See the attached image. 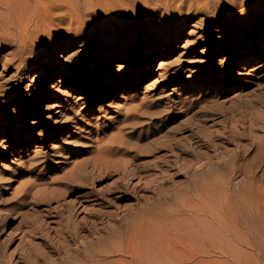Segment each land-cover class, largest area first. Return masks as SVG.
I'll return each mask as SVG.
<instances>
[{
	"label": "rangeland",
	"instance_id": "1",
	"mask_svg": "<svg viewBox=\"0 0 264 264\" xmlns=\"http://www.w3.org/2000/svg\"><path fill=\"white\" fill-rule=\"evenodd\" d=\"M46 1L49 3L45 5ZM60 1L54 0V4L51 0H16V4L15 0H0V5H6L0 6V242L6 243L9 240L7 244L2 243L5 251H12L14 261L21 260L20 250L25 245L27 249L33 250H29L32 260H39L43 255L47 257L48 261L39 260L38 264H264V56L258 57L263 48L257 46L260 43L264 45V0ZM169 6L183 8V11L191 9L194 14L185 24L181 35V29L177 30L172 44L174 51L167 58L158 55L140 69L129 66L125 71L129 78L126 83L122 78L116 79L124 74H116L119 56L129 49L139 52L148 37L150 28L138 35V24L147 16L145 19L158 20L160 27L162 16H167L166 7ZM198 21L206 25L197 28L195 24ZM212 28H217V31H212ZM192 29L199 30L198 34H201V38L194 43L195 31ZM239 35H243L242 46L231 55L230 60L223 61L227 51H230L232 41ZM156 37L160 39L161 35ZM159 46L158 41L154 42L153 50ZM241 54L248 56L244 69L237 67ZM179 58L182 62L177 61ZM121 61L124 62V59ZM106 62L107 65H104ZM187 67L190 69L187 70ZM54 69H60L61 73L45 87L44 101L38 116L30 118L28 113L34 104L31 99L32 90ZM134 69H139L140 73L138 70L132 71ZM162 71L166 73L160 75ZM138 74H144L145 79L150 76L139 87L127 88L138 79ZM120 83L126 85L117 87ZM78 85L84 89L78 90ZM104 92H110L111 96L100 102ZM119 92L125 93L118 98L116 94ZM59 109L63 111L62 115H55ZM51 118L60 120L48 125ZM34 124H38V136L33 133ZM55 125L59 126L57 129L60 134L51 138ZM159 134H162L161 137H157ZM40 137L42 141H38ZM26 138L35 141L18 146ZM158 138L162 139L159 141ZM149 139L153 140L150 148ZM77 142L83 145H75ZM165 143H174L179 149L190 148L193 154L181 156L177 163H167V171L157 174L141 172L137 164L150 163L156 156H167ZM6 148L11 155L2 157ZM202 149L209 152L203 153ZM144 150L150 154L147 155ZM134 152L140 154V157L133 161L134 164L129 163L135 156L132 155ZM199 153H202L201 156ZM124 161H128V166L124 165ZM95 163L98 165L95 166ZM120 167L135 176L123 175L121 178V172L107 177L97 175L98 171L107 173ZM115 181L126 188L128 196L118 206L110 208L113 209V215L112 212L101 215L98 209L100 206L95 200L102 197L103 193L106 194L107 190L110 191V185ZM196 183H203V194L189 208L184 207L186 212L182 209L168 216L171 224L160 227V248H153L148 239L140 248L143 252L139 247L137 251L133 249L134 246L130 247V240L133 238L138 241V235L142 234L138 228L148 224L146 220L140 223L141 215L146 217L151 209L167 203L170 198L172 200L179 192L192 188ZM220 189L224 196L221 195L224 198L222 200ZM211 207L213 210L210 212ZM206 209L209 215L204 214ZM193 211L199 215L194 216V219L198 220L201 215L211 222L210 231L211 228L215 234L223 231L226 236L223 237V232L217 233L216 236L222 239L215 236L220 240L217 241L211 238L215 234L209 231L211 236L207 238V234L204 239L206 232L204 235L200 233L199 228H196V220L190 218L191 214H195ZM234 214H237V219ZM215 226L220 228L215 230ZM69 227L80 232H76V235L70 231L66 233ZM190 231H194V234ZM232 236L236 239L233 240ZM113 237L115 239L109 242L108 238ZM244 238L254 244L253 250L245 246L247 242ZM171 239L177 241V244L174 242L171 245ZM125 241L129 247L125 246ZM218 244L220 246H216ZM132 250L135 252L133 256L130 254ZM103 257H107V260Z\"/></svg>",
	"mask_w": 264,
	"mask_h": 264
},
{
	"label": "bare ground",
	"instance_id": "2",
	"mask_svg": "<svg viewBox=\"0 0 264 264\" xmlns=\"http://www.w3.org/2000/svg\"><path fill=\"white\" fill-rule=\"evenodd\" d=\"M40 2L42 1V0H39ZM51 1H53V3L55 4V2H54V0H51ZM57 1H60V0H57ZM64 1V0H63ZM62 1V2H63ZM134 1V0H133ZM137 1V0H136ZM169 1V0H168ZM183 1V0H182ZM186 1V0H185ZM191 1V0H190ZM203 1V0H202ZM9 1H7V3H8ZM61 2V1H60ZM139 2H141V1H139ZM147 2V1H146ZM157 2H159V1H157ZM156 2V3H157ZM163 2V1H162ZM174 2V1H173ZM181 2V1H180ZM204 2V1H203ZM15 3L17 4V2H16V0H15ZM44 3V2H43ZM46 3L48 4L49 2H45V5H46ZM52 3V4H53ZM67 3V2H66ZM69 3V2H68ZM167 3V2H166ZM187 3H189V2H187ZM18 4H20V3H18ZM24 4V3H23ZM51 4V5H52ZM150 4V3H149ZM175 4V3H174ZM181 4V3H180ZM186 4V3H185ZM193 4V3H192ZM204 4V3H203ZM3 5V4H2ZM2 5H0V6H2ZM62 5H63V3H62ZM64 5H65V3H64ZM68 5V4H67ZM132 5H134V4H132ZM166 5V4H165ZM164 5V6H165ZM243 5V4H242ZM4 7L6 6V5H3ZM36 6H37V4H36ZM35 6V7H36ZM158 6V5H157ZM170 6H172V5H170ZM166 7L167 9H166V11L168 12V14H167V16L166 15H164V16H162V19H161V24H160V27H159V22H158V20H150V19H145V18H147V16L138 24V30H139V34L138 35H142V34H144L145 33V31L147 30V28H150V32H149V34H148V37L145 39V42L142 44V48H141V50L139 51V52H137V50L136 49H129V50H127L126 51V53L125 54H122V55H120L119 57H120V61L118 62V64L116 65V64H114V65H116L117 66V68H118V72L116 73V74H119V73H124L123 75H121V76H118V77H115L116 79H119V78H122L124 81H125V83L129 80V78L126 76V73H125V71L129 68V66H133V67H135V68H139L140 69V67H143V66H145V65H147L150 61H152V59L153 58H155V57H157L158 55H162L164 58H167V57H169V54L171 53V52H173L174 50H172L173 49V47H172V44H173V40H174V37L177 35V30L178 29H181V31H180V33H179V35H181L182 33H183V30H184V26H185V24L191 19V18H193L194 17V14L192 13V11H191V9H188V10H185V11H183V8H180V7H175V6H173L172 8L171 7ZM234 6H235V4H234ZM3 7V8H4ZM17 7V6H16ZM21 7V6H20ZM23 7V6H22ZM24 7H26V5L24 6ZM134 7V6H133ZM132 7V8H133ZM158 7H160V6H158ZM194 7V6H193ZM199 7V6H198ZM19 8V7H18ZM29 8H30V6H29ZM50 8V7H49ZM203 8H205V7H203ZM235 8H237L236 6H235ZM6 9H8V7L6 8ZM23 9V8H22ZM27 9V8H26ZM38 9V8H37ZM156 9V8H155ZM196 10L197 9H199V8H195ZM19 10V9H18ZM240 10V9H239ZM243 10V9H242ZM44 11V10H43ZM42 11V12H43ZM199 11V10H198ZM202 11V10H201ZM203 11H205L204 9H203ZM202 11V12H203ZM7 12V11H6ZM5 12V13H6ZM45 12V11H44ZM148 12V11H147ZM155 12V11H154ZM195 12V11H194ZM208 12V11H207ZM33 13V12H32ZM39 13H40V11H39ZM163 13H165V12H163ZM8 14V13H7ZM16 14V13H15ZM21 14V13H20ZM29 14V13H28ZM37 13H35V15H36ZM45 14H46V12H45ZM207 14V13H206ZM3 15V14H2ZM19 15V14H18ZM22 15V14H21ZM24 15V14H23ZM33 15V14H32ZM39 15V14H38ZM42 15H43V13H42ZM153 15V14H152ZM227 15V14H226ZM5 16V15H4ZM13 16V15H12ZM44 16H46V15H44ZM160 16V15H159ZM23 17V16H22ZM28 17V16H27ZM36 17V16H35ZM49 17V16H48ZM64 17V16H63ZM260 17V15H258V17L257 18H259ZM14 18V17H13ZM43 18V17H42ZM45 18H47V17H45ZM17 19H19V18H17ZM201 19V18H200ZM203 19V18H202ZM239 19V18H238ZM29 20V19H28ZM40 20V19H39ZM20 21V20H19ZM58 21H59V19H58ZM232 21V20H231ZM12 22H13V20H12ZM29 22H30V20H29ZM28 22V23H29ZM195 22H197V21H195ZM20 23V22H19ZM28 23H26V24H28ZM32 23V22H31ZM243 23V22H242ZM23 24H24V22H23ZM33 24H36V23H33ZM193 25V24H192ZM203 25H206L205 23H203V22H199L198 21V24H195V27H199V26H203ZM232 25V24H231ZM249 24H247L246 25V28L248 29L249 28V26H248ZM30 26L32 27V25L30 24ZM203 28V27H202ZM200 29V28H199ZM221 29V28H220ZM241 29V28H240ZM25 30V29H24ZM35 30V29H34ZM136 30V29H135ZM193 30V29H192ZM33 31V30H32ZM36 31H38V30H36ZM193 31H195L194 33H195V35H194V38L195 39H193L192 40V43H194V42H196L197 40H199V38H201V34L199 35L198 33H199V30L197 31V30H193ZM212 31H217V28H212ZM137 32V31H136ZM144 32V33H143ZM246 32V31H245ZM192 33V32H191ZM161 35V38L160 39H158L156 36L157 35ZM189 34V33H188ZM243 34V33H242ZM197 35V36H196ZM203 36V35H202ZM222 36V35H221ZM251 38V37H250ZM251 39H253V38H251ZM156 41H158V43L160 44V46L157 48V49H154L153 50V43L154 42H156ZM253 41V40H252ZM51 42V41H50ZM243 42H244V40H243V35H239L235 40H233L232 41V44H231V46H230V51H227V53H226V57H224V59H223V61H228V60H230V57H231V55L234 53H237L238 52V49L242 46V44H243ZM262 42V41H261ZM190 43V42H189ZM184 46V45H183ZM187 46V45H186ZM258 47H262L263 49H262V51L261 52H259L258 53V57L259 58H262L263 56H264V45L263 44H258L257 45ZM139 48V47H138ZM184 48V47H183ZM259 49V48H258ZM189 50V49H188ZM250 50V49H249ZM187 51V50H186ZM219 51V50H218ZM253 52V51H252ZM249 53V52H248ZM138 57V58H137ZM247 54H241L240 56H239V63H238V66L237 67H239V68H242V69H244L245 68V66H244V64H245V60L247 59ZM258 58V59H259ZM121 59H124V62H122L121 61ZM184 59V58H183ZM182 59V60H183ZM180 60V58L179 59H177V61H179ZM181 61V60H180ZM189 61V60H188ZM182 62V61H181ZM168 64H170V63H168ZM181 64V63H180ZM78 65V64H77ZM104 65H107V62H106V64H104ZM164 64H162L161 65V67L163 66ZM160 67V66H159ZM158 67V68H159ZM163 68H164V66H163ZM163 68H160V69H163ZM184 68V67H183ZM139 69H137L138 70V73H140L139 71ZM168 69V68H167ZM187 70H189L190 68L189 67H187L186 68ZM137 70H132V71H135V72H137ZM164 71V70H163ZM160 72V75H164L166 72ZM61 73V70L60 69H54V70H52V71H50V72H48L40 81H39V83H38V85L32 90V93H31V99H33L34 100V104H33V106H32V109L30 110V112L28 113L29 115H30V118H36L37 116H38V114H39V112H40V108L42 107V105H43V101H44V91H45V87L46 86H48L50 83H52L53 81H54V79L59 75ZM259 73V72H258ZM146 74V73H145ZM139 76H138V79L134 82V84H132L131 86H127V88L129 87V88H136V87H139L140 85H141V82H143V81H146L147 79H149V76H146L147 78L145 79V75L144 74H138ZM159 75V76H160ZM172 75V74H171ZM174 76V75H173ZM145 79V80H144ZM123 82V81H122ZM123 85H126V84H124V83H120L117 87H119V86H123ZM88 86V85H87ZM77 89L78 90H82V89H84L83 88V86L82 85H78L77 86ZM15 93H17L18 94V92H15ZM14 93V94H15ZM124 93L125 92H119L118 94H116V96L118 97V98H120V97H122L123 95H124ZM13 94V95H14ZM16 95V94H15ZM7 96V95H6ZM111 96V93L110 92H104V94H103V96L100 98V102H103V101H106L107 99H109V97ZM66 98V97H65ZM64 102H66V101H64ZM69 103V102H68ZM76 103V102H75ZM74 108H75V106H74ZM65 110V109H64ZM62 110L61 109H59L57 112H55V115H59V113H61L60 115H62ZM75 113H77V112H75ZM78 114V113H77ZM76 114V115H77ZM59 115V116H60ZM64 116V115H63ZM67 116V115H66ZM69 117V116H68ZM68 117H67V119H68ZM52 119V118H51ZM59 120H60V118H59ZM58 119H52V120H50V121H48V125H50V124H53V123H56V122H58L59 121ZM24 124V123H23ZM80 126V125H79ZM53 127H56V129L55 130H53L52 132H51V134H50V137L51 138H56L59 134H60V131L57 129L59 126H57V125H55V126H53ZM79 128V127H78ZM77 128V129H78ZM48 129V128H47ZM32 130H33V133H34V135L36 134H39V131H37L38 130V124H34L33 125V127H32ZM31 130V131H32ZM42 130V129H41ZM80 130V129H79ZM131 131V130H130ZM136 131V130H135ZM139 131V130H138ZM165 131V130H164ZM155 132V131H154ZM157 132V131H156ZM41 133V132H40ZM134 133V132H133ZM145 133V132H144ZM162 133V132H161ZM201 133H203V132H201ZM136 134V133H135ZM157 134V133H156ZM208 134V133H207ZM206 134V135H207ZM129 135H130V133H129ZM160 135H162V134H159V135H157V137L158 136H160ZM205 134H204V136H206ZM38 136V135H37ZM146 136H148V135H146ZM166 136V135H165ZM171 136V135H170ZM174 136V135H173ZM203 136V135H202ZM155 136H153V138H154ZM156 137V138H157ZM161 137V136H160ZM167 137V136H166ZM196 137V136H195ZM194 137V138H195ZM198 137V136H197ZM123 138H125V137H123ZM155 138V139H156ZM206 138L208 139L209 138V136L207 135L206 136ZM236 138V137H235ZM255 138V137H254ZM80 139V138H79ZM137 139V138H136ZM139 139V138H138ZM159 139V138H158ZM162 138H160L159 139V141L161 140ZM173 139H176L175 137L173 138ZM188 140H189V138H187ZM203 139H205V138H203ZM214 139V138H213ZM223 139V138H222ZM43 140V138H39L38 139V141H42ZM77 140V139H76ZM123 140V139H122ZM130 140V139H129ZM150 140V139H149ZM168 140H172V138H169ZM167 139H166V141H168ZM186 140V139H185ZM201 140V139H200ZM209 141L211 140V138L210 139H208ZM208 140L206 141V142H208ZM215 140V139H214ZM4 141V140H3ZM33 141H35V139H31V138H26V139H24V140H21L19 143H18V146H23V145H25V144H28V143H32ZM124 141V140H123ZM126 141V140H125ZM189 141H191V140H189ZM199 141V140H198ZM212 141V140H211ZM254 141H255V139H254ZM1 142V141H0ZM126 142H128L127 144H129V141L127 140ZM126 142H124V143H126ZM134 142H136V141H134ZM145 142V141H144ZM148 142V141H147ZM150 142H153V140L151 141H149L148 143H150ZM162 142H163V140H162ZM173 142V141H172ZM188 142V141H187ZM226 142V141H225ZM4 143V142H3ZM3 143H2V145H3ZM7 143V142H6ZM79 143V145H81L80 143H82V142H77V143H74L75 145L76 144H78ZM84 143V142H83ZM137 143V142H136ZM155 143V142H154ZM157 143H158V141H157ZM170 143V142H169ZM164 144L165 145V147L167 148V151H168V154H166L167 156H164V157H159V156H156V159L155 160H153L152 162H148V163H140L141 161H139V163L140 164H137V165H139L140 166V169H141V172H150V173H152V174H157V173H161V172H163V171H167V169L165 168V166H166V164L167 163H169V162H171V163H174V162H176V161H178V159L181 157V156H183V155H192L193 154V151H192V149H190V148H185V149H179V148H177V147H175L174 146V143H172V144ZM205 143V142H204ZM211 143V142H210ZM223 143V142H222ZM73 144V145H74ZM131 144H133V143H131ZM130 144V145H131ZM213 144H214V142H213ZM6 145V144H5ZM83 145V144H82ZM81 145V146H82ZM134 146H135V144H133ZM151 145H153V143H150L149 144V148H150V146ZM155 145H158V144H155ZM163 145V144H162ZM179 145V144H178ZM193 145V144H192ZM197 144H195V146H196ZM139 146V145H138ZM147 146V145H146ZM179 146H181V143H180V145ZM186 146V145H185ZM5 147H7V146H5ZM84 147V146H83ZM123 147V146H122ZM127 148H128V146H126ZM126 147H125V150H126ZM133 147V146H132ZM131 147V148H132ZM164 147V148H165ZM197 147V146H196ZM214 147H217V146H215L214 145ZM85 148V147H84ZM143 148L144 147H142V150H143ZM148 148V147H147ZM159 148H161V146L159 147ZM163 148V147H162ZM198 148V147H197ZM200 148V147H199ZM205 148V147H204ZM124 149V148H123ZM129 149V148H128ZM146 149V148H145ZM156 149V148H155ZM194 149V148H193ZM207 149V148H206ZM124 150V151H125ZM135 150V149H134ZM139 150V149H138ZM141 150V149H140ZM141 150V151H142ZM152 150H153V148H152ZM166 150V149H165ZM203 150V149H202ZM205 150V149H204ZM203 150V151H204ZM208 150V149H207ZM129 151H131V150H129ZM133 151V150H132ZM140 151V152H141ZM150 151V150H149ZM154 151V150H153ZM197 151V150H196ZM194 152V153H197V152ZM201 151V150H200ZM136 152H138L137 150H136ZM139 152V153H140ZM144 152L146 153V150H144ZM143 152V153H144ZM206 152H209V151H206ZM205 151L203 152V153H206ZM3 153V152H2ZM124 153H126V151L124 152ZM142 153V152H141ZM151 153H153V152H151ZM68 154V153H67ZM147 155L148 154H150V152H148V153H146ZM200 154V153H199ZM202 154V153H201ZM201 154H200V156H201ZM9 155H11V153L8 151V149L6 148V150H5V152H4V154H2V157H7V156H9ZM132 155H135L130 161H129V163L131 162H133L134 160H136V158L138 159V157H140V154H138V153H135L134 152V154H132ZM162 155V154H161ZM195 155V154H194ZM197 155V154H196ZM195 155V156H196ZM145 156V155H144ZM202 156H204V155H202ZM142 157V156H141ZM185 158H187V157H185ZM192 158V157H191ZM190 158V159H191ZM124 160H126V158H123ZM188 159V158H187ZM194 159V158H193ZM198 159V158H197ZM200 159H201V157H200ZM205 159V158H204ZM150 160V159H149ZM186 160V159H185ZM189 160V159H188ZM180 161H181V159H180ZM179 161V162H180ZM183 162H184V158H183V160H182ZM86 162V161H85ZM87 162H88V160H87ZM125 162V161H124ZM143 162V161H142ZM199 162V161H198ZM122 163V162H121ZM127 163H128V161H126L125 162V164L124 165H127ZM177 163V162H176ZM185 163H187V162H185ZM191 164V162H188L187 164ZM194 163V162H193ZM205 164L207 163V162H204ZM133 164H134V162H133ZM86 165V164H85ZM93 165V164H92ZM95 166H97L96 165V163L94 164ZM122 165V164H121ZM120 165V166H121ZM130 165V164H129ZM132 165V164H131ZM193 165H195V164H193ZM94 166V167H95ZM100 166V165H99ZM123 166V165H122ZM128 166V165H127ZM135 166V165H134ZM138 166V167H139ZM172 166V165H171ZM183 166H184V164H183ZM80 167V166H79ZM92 167V166H91ZM118 167V165L116 166V168ZM169 167V166H168ZM198 167V166H197ZM235 167V166H234ZM100 168V167H99ZM121 168V167H120ZM133 168V167H132ZM175 168V167H174ZM185 168V167H184ZM233 168V167H232ZM74 169H75V167H74ZM82 169V168H81ZM106 170H107V168H105ZM169 169V168H168ZM171 169V168H170ZM173 169V168H172ZM181 169V168H180ZM195 169H199V168H195ZM206 169V168H205ZM236 169V168H235ZM86 170V169H85ZM100 170V169H99ZM102 170V169H101ZM100 170V171H101ZM113 171H109V172H99L98 171V173L99 174H97V175H100V176H103V177H107V176H113V175H115V174H120V172H121V178H123V175H124V177H133V176H135L134 175V173L132 174V173H129L126 169H124V167L123 168H121V169H116V170H114V168L112 169ZM137 170V169H136ZM174 170V169H173ZM177 170V169H176ZM175 170V171H176ZM89 171V170H88ZM96 171V170H95ZM174 171V172H175ZM179 171H181V170H179ZM178 171V172H179ZM187 171V170H186ZM195 171V170H194ZM217 171V170H216ZM232 171V170H231ZM182 172H183V170H182ZM93 173V172H92ZM139 173V172H138ZM149 173V174H150ZM184 173H185V171H184ZM76 175H77V173H75ZM83 174V173H82ZM81 174V175H82ZM194 174V173H193ZM249 174V173H248ZM74 175V174H73ZM75 175V176H76ZM78 175H80L79 173H78ZM138 175V174H137ZM145 175H147V174H145ZM83 176V175H82ZM90 176V175H89ZM99 176V177H100ZM158 176H161V175H158ZM167 176V175H166ZM173 176H175V175H173ZM173 176H172V178L171 179H173ZM187 176V175H186ZM204 176V175H203ZM234 176V175H233ZM70 177H71V175H70ZM81 177V176H80ZM80 177H79V180H80ZM98 177V176H97ZM140 177V176H139ZM144 176H142V178H143ZM149 177V176H148ZM155 177H157V175L156 176H154V178ZM168 177V176H167ZM170 177V176H169ZM193 177H196V176H194L193 175ZM225 177V176H224ZM101 178V177H100ZM108 178H110V177H108ZM150 178V177H149ZM148 178V179H149ZM198 178V177H197ZM206 178H208L207 176H206ZM205 178V179H206ZM227 179H228V176L226 177ZM77 179V178H76ZM92 179V178H91ZM96 179V178H95ZM94 179V180H95ZM135 179H136V177H135ZM151 179H153V178H151ZM150 179V180H151ZM157 179V178H156ZM165 179H166V177H165ZM78 180V179H77ZM76 180V181H77ZM81 180H82V178H81ZM93 180V181H94ZM102 180V179H101ZM117 180V179H116ZM149 180V181H150ZM155 180V179H154ZM210 180V179H209ZM212 180V179H211ZM214 180V179H213ZM87 181V180H86ZM131 181V180H130ZM141 181V180H140ZM148 181V182H149ZM166 181V180H165ZM74 182V181H73ZM81 182V181H80ZM84 182V181H83ZM92 182V181H91ZM119 182V181H118ZM118 182L117 181H115L113 184H111L110 186V191L109 190H107V193L106 194H104L103 193V196L102 197H100V198H98V199H96L95 201H97L96 203H97V205H99L100 207L98 208V209H100L99 210V212L101 213V215L102 214H104V213H109L110 214V212H112V210L110 209L111 207H113V206H118V203L120 202V201H122L123 200V198L125 199V197H127L128 195H126V188L122 185H119L118 184ZM129 182V181H128ZM139 182V181H138ZM148 182L146 183V185L148 184ZM152 182V181H151ZM163 182V181H162ZM177 182V181H176ZM213 181H211V183H212ZM230 182V181H229ZM228 182V183H229ZM88 183H89V181H88ZM123 183V182H122ZM126 183V182H125ZM124 183V184H125ZM130 183V182H129ZM150 183V182H149ZM153 183H155V182H153ZM171 183V182H170ZM174 183H175V181H174ZM73 184H76V183H73ZM73 184H71V185H73ZM81 184L83 185L84 183H82L81 182ZM93 184V183H92ZM150 184H152V183H150ZM156 184V183H155ZM175 184H177V183H175ZM185 184V183H184ZM184 184H182V185H184ZM202 184L203 183H196V184H193V186H192V188H189V189H187V190H185V191H182V192H179L178 193V195L176 196V197H174L172 200H171V198H170V200L167 202V203H165V204H162V205H158L157 207H155V208H153V210L151 209V212H149V214H147V216L146 217H143L144 215H141V217L142 218H140L141 220H140V223H142L144 220H146L147 222H148V224H147V226H144L143 225V227H139L138 228V230H140V232L142 233V234H140V235H138V241H136L137 239H135V240H130V242H129V245H130V247L132 248L133 246L135 247H133V249L134 250H136L137 251V249H138V247H139V250H140V248H143L142 246H144L145 245V243H146V239H148L152 244H153V248L155 247V249L157 250V248H160L159 247V245H160V240H159V237L161 236V232H160V230H161V228L162 227H164V226H167V225H169V224H171V221L168 219L169 217L168 216H171V215H174L176 212H178V211H180V210H182V209H184V207L185 206H187L188 208H189V206H191L190 204H193V201L195 200H198V198H200V194L202 193L203 194V189L201 188L202 187ZM215 183H213V185H214ZM99 185V184H98ZM167 185V184H166ZM190 185V184H189ZM225 185H227L228 186V184H225ZM76 186H78L77 184H76ZM83 186H85V185H83ZM83 186L81 187V188H83ZM87 186V185H86ZM145 186V185H144ZM155 186V185H154ZM157 186V185H156ZM163 186V185H162ZM161 186V187H162ZM165 186V185H164ZM168 186V185H167ZM181 186V185H180ZM231 186V185H230ZM80 187V186H79ZM89 187V186H88ZM106 187V186H105ZM168 187H170L171 188V186H168ZM168 187H167V189H168ZM173 187V186H172ZM176 187V186H175ZM190 187V186H189ZM215 187V186H214ZM74 188V187H73ZM154 188V187H153ZM157 188V187H156ZM224 188V187H223ZM85 189V188H84ZM87 189V188H86ZM109 189V188H108ZM225 189V188H224ZM228 188H226L225 190H227ZM89 190V189H88ZM136 190V189H135ZM138 190V189H137ZM153 190V189H152ZM157 190V189H156ZM155 190V191H156ZM162 190H164V189H162ZM161 190V191H162ZM71 191V190H70ZM97 191V190H96ZM109 191V192H108ZM145 191V190H144ZM154 191V190H153ZM160 190H159V192H161ZM171 191V190H170ZM81 192V191H80ZM103 192V191H102ZM101 192V193H102ZM131 192V191H130ZM137 192V191H136ZM163 192V191H162ZM161 192V193H162ZM165 192H167V191H165ZM211 192H212V190H211ZM220 196L222 195L223 196V193H221V189H220ZM223 192V191H222ZM164 193V192H163ZM169 193V191L167 192V195H169L168 194ZM172 193V192H171ZM216 193V192H215ZM84 194V193H83ZM91 194V193H90ZM89 194V195H90ZM99 194V193H98ZM128 194V193H127ZM140 194V193H139ZM145 194V193H144ZM147 194V193H146ZM158 194H160V193H158ZM87 195V194H86ZM85 195V196H86ZM143 195V194H142ZM152 195V194H151ZM162 194H160V196H161ZM171 195V194H170ZM210 195H212V194H210ZM214 195V194H213ZM100 196V195H99ZM132 196H133V194H132ZM147 196V195H146ZM159 196V195H158ZM166 196V195H165ZM221 196V198H220V200H222V198L224 197H222ZM87 197V196H86ZM136 197V196H135ZM143 197V196H142ZM150 197V196H149ZM211 197V196H210ZM3 198V197H2ZM82 198V197H81ZM80 198V199H81ZM151 198V197H150ZM153 198V197H152ZM163 198V197H162ZM205 198H206V196H205ZM238 198L240 199L241 197H240V195L238 196ZM127 199V198H126ZM139 199V198H138ZM138 199H136L137 201H138ZM147 199V198H146ZM153 199H155V198H153ZM159 199H161V198H159ZM158 199V200H159ZM224 199V198H223ZM77 200H79L78 198H77ZM215 200V199H214ZM237 200V199H236ZM87 201V200H86ZM208 201H210V199H208ZM92 202V201H91ZM206 202V201H205ZM211 202V201H210ZM222 202H224V201H222ZM239 202V201H238ZM213 203V202H212ZM215 203V202H214ZM213 203V204H214ZM241 203V202H240ZM136 204V203H135ZM134 204V205H135ZM203 204V203H202ZM205 204V203H204ZM207 204V203H206ZM218 204V203H217ZM216 204V205H217ZM221 204H223V203H221ZM239 204V203H238ZM84 205V204H83ZM86 205V204H85ZM120 205V204H119ZM131 205V204H130ZM133 205V204H132ZM137 205V204H136ZM195 205H197V204H195ZM209 205V204H208ZM75 206V205H74ZM79 206V205H78ZM96 206V205H95ZM128 206V205H127ZM126 206V207H127ZM146 206V205H145ZM197 206H199V205H197ZM206 206V205H205ZM238 206V205H237ZM83 207V206H82ZM88 207V206H87ZM120 207V206H119ZM118 207V208H119ZM130 207L131 206H129V209H130ZM141 207V206H140ZM139 207V208H140ZM207 207V206H206ZM209 207V206H208ZM207 207V208H208ZM215 207V206H214ZM220 207V206H219ZM86 208V207H85ZM89 208V207H88ZM90 208H92V207H90ZM89 208V209H90ZM93 208H94V205H93ZM121 208V207H120ZM132 208V207H131ZM137 208V207H136ZM139 208H137V209H139ZM193 208V207H192ZM212 209H210V212H211V210H213V207H211ZM75 209V208H74ZM126 209V208H125ZM135 209V208H134ZM134 209H132L133 211H134ZM216 209V208H215ZM214 209V210H215ZM76 210V209H75ZM115 210V209H114ZM188 210V209H187ZM197 210V209H196ZM199 210V209H198ZM201 210H202V208H201ZM207 210L208 209H206V210H204V214H208V212H209V210H208V212H207ZM223 210V209H222ZM130 211H131V209H130ZM136 211V210H135ZM184 211L186 212V210L184 209ZM192 211V210H191ZM191 211H189L190 213H191ZM226 211H227V214H228V210L226 209ZM115 212V211H114ZM132 212V211H131ZM146 212H148L147 210H146ZM198 212V211H197ZM230 212V211H229ZM63 212H61L60 214H62ZM126 213V212H125ZM141 213H142V210H141ZM195 212L193 211V214H194ZM231 213V212H230ZM229 213V214H230ZM233 213V212H232ZM115 214V213H114ZM129 214H131L130 212H129ZM129 214H126V215H129ZM139 214H140V212H139ZM144 214V213H143ZM187 214V213H186ZM199 214H201V213H199ZM104 215H106V214H104ZM111 215H113V212L111 213ZM117 215V214H116ZM120 215V214H119ZM132 215H133V213H132ZM183 215H185V213L183 214ZM198 214H194L193 216H192V214H191V219L192 220H196V219H194V216H197ZM209 215V214H208ZM211 215V214H210ZM217 215V214H216ZM215 215V216H216ZM235 215V214H234ZM237 215V214H236ZM236 215H235V218H236ZM63 216V215H62ZM61 216V217H62ZM92 216V215H91ZM134 216V215H133ZM137 216V215H136ZM188 216V215H187ZM199 216V215H198ZM203 216H205V215H203ZM212 216H213V213H212ZM231 216H232V214H231ZM231 216H229V217H231ZM239 216V215H238ZM237 216V217H238ZM68 217V216H67ZM113 217V216H112ZM121 217V216H120ZM130 216H128V218H129ZM183 217V216H182ZM206 217V216H205ZM96 218V217H95ZM108 218V217H107ZM110 218V217H109ZM108 218V219H109ZM118 218V217H117ZM131 218V217H130ZM211 218V217H210ZM213 218H215L214 216H213ZM232 218V217H231ZM61 219H63V218H61ZM68 219V218H67ZM71 219V218H70ZM90 219V218H89ZM115 219V218H114ZM125 219V218H124ZM198 219V218H197ZM237 219V218H236ZM239 220H241L240 219V217L238 218ZM59 220V219H58ZM94 220V219H93ZM112 220V219H111ZM122 220V219H121ZM214 220V219H213ZM216 220V219H215ZM60 221V220H59ZM69 221V220H68ZM71 221V220H70ZM69 221V222H70ZM185 221V220H184ZM237 221V220H236ZM68 222V223H69ZM98 222V221H97ZM99 222H101V221H99ZM123 222V221H122ZM183 222V221H182ZM187 222V221H186ZM196 223H197V226H196V228L198 227L199 228V230L198 229H196V230H198V231H200V233H202L203 235L205 234L204 232H206V234H205V236H203L204 237V239L206 238V236H207V234H208V236H207V238L209 237V236H211L210 235V232H212L211 234H215L214 233V231H213V228H211V231H210V229H209V223H211L210 221H208V219L206 220V219H203L202 217H201V215H200V217H199V219L198 220H196L195 221ZM194 222V223H195ZM233 222V221H232ZM242 222V221H241ZM60 223V222H59ZM64 223H65V221H64ZM72 223V222H71ZM91 223H92V221H91ZM111 223H113V222H111ZM119 223V222H118ZM129 223V222H128ZM216 223V222H215ZM178 224V223H177ZM185 224V223H184ZM187 224V223H186ZM213 225H211L212 227L214 226V221H213V223H212ZM217 224V223H216ZM221 224H222V222H221ZM233 224V223H232ZM238 224H239V222H238ZM65 225V224H64ZM72 225V224H71ZM70 225V226H71ZM95 226H96V223L94 224ZM120 225V224H119ZM123 225V224H122ZM183 225V224H182ZM219 225H220V223H219ZM223 225V224H222ZM226 225V224H225ZM224 225V226H225ZM90 226V225H89ZM94 226V227H95ZM111 227H112V225H110ZM109 226V227H110ZM114 226H115V223H114ZM117 226V225H116ZM186 226V225H185ZM190 226V225H189ZM224 226H222L223 228H224ZM240 226V225H239ZM93 227V226H92ZM91 226H90V228H92ZM102 227V226H101ZM161 227V228H160ZM169 227V226H168ZM230 227H232V225H230ZM63 228V227H62ZM67 228V227H66ZM75 228V227H74ZM77 228V227H76ZM97 228V227H96ZM103 228V227H102ZM188 228H190V227H188ZM215 228H216V226H215ZM214 228V229H215ZM218 228H220V226L218 227ZM218 228H216L215 230H217ZM64 229V228H63ZM63 229L62 230H60V231H63ZM107 229H109V228H107ZM111 229V228H110ZM232 229H234V228H232ZM246 228H244V230H245ZM65 230V229H64ZM136 230V229H135ZM137 230V231H138ZM171 230V229H170ZM186 230V229H185ZM193 230V229H192ZM220 230V229H219ZM234 230H236V232H238L237 231V229H234ZM248 230V229H247ZM252 230V229H251ZM70 231V233L71 234H73L74 235V233H75V235H76V230L75 229H72V228H68V230H66V233L67 232H69ZM104 231V230H103ZM111 231V230H110ZM109 231V232H110ZM122 231H123V229H122ZM133 231V230H132ZM197 231V232H198ZM210 231V232H209ZM226 232L228 231V230H225ZM250 231V230H249ZM78 232H80V231H78ZM78 232H77V234H78ZM96 232V231H95ZM124 232V231H123ZM160 232V233H159ZM163 232V231H162ZM167 232V231H166ZM171 232V231H170ZM190 232H192V231H190ZM194 232V231H193ZM192 232V233H193ZM217 232V231H216ZM221 232H223V231H221ZM220 231L219 232H217V233H221ZM229 232V231H228ZM241 232V231H240ZM253 232V231H252ZM63 233V232H62ZM69 233V234H70ZM106 233H107V231H106ZM130 233V232H129ZM199 233V232H198ZM197 233V234H198ZM216 233V234H217ZM230 233H232V232H230ZM249 233H251V231L249 232ZM46 234V233H45ZM68 234V235H69ZM101 235H103V233H100ZM132 234V233H131ZM137 234H139L138 232H137ZM194 234V233H193ZM216 234L212 237L211 236V238H214V239H217V238H219V239H221V237L219 236V237H217L216 236ZM225 233L223 232V237L224 236H226V234L224 235ZM29 235V234H28ZM68 235H64L65 237L66 236H68ZM126 235H127V232H126ZM232 234H230V236H231ZM234 235V234H233ZM60 236V235H59ZM83 236V235H82ZM96 236V235H95ZM191 236V235H190ZM195 236V235H194ZM215 236L217 237V238H215ZM229 236V235H228ZM236 236V235H235ZM235 236H232V239L233 238H235L236 239V237ZM24 237V236H23ZM75 237V236H74ZM78 237H80V236H78ZM98 237V235L96 236V238ZM109 237V236H108ZM130 236H129V234H128V238H129ZM132 237H133V234H132ZM167 237V236H166ZM185 237V236H184ZM183 237V238H184ZM201 237V236H200ZM244 237V236H243ZM25 238V237H24ZM63 238V237H62ZM81 238V237H80ZM112 238V237H111ZM111 238H108V241L109 242H112L115 238L113 237V239H111ZM128 238H127V240H128ZM134 238H136V237H134ZM174 238H176V236L174 237ZM177 238H179V237H177ZM181 239H183L182 237H180ZM179 238V239H180ZM186 238V237H185ZM192 238V237H191ZM231 238V237H230ZM238 239V242H240L239 241V237H237ZM28 239V238H27ZM31 239V238H30ZM71 239V238H70ZM75 239V238H74ZM78 239V238H77ZM110 239V240H109ZM203 239V240H204ZM210 239V238H209ZM219 239H217V241L219 240ZM235 239H233V240H235ZM243 239V238H242ZM245 240L247 239V238H244ZM254 239V238H253ZM80 240H83V239H80ZM172 240V239H171ZM171 240H170V243H171ZM186 240V239H185ZM208 240V239H207ZM210 240H212V239H210ZM209 240V241H210ZM222 240V239H221ZM7 241H9V240H7ZM7 241H6V243L5 244H7ZM22 241H23V239H22ZM25 241H27V240H25ZM34 241H35V239H34ZM51 242V240H48V242ZM64 241H66V239L64 240ZM86 241V240H85ZM88 241V240H87ZM122 241H124V240H122ZM129 241V240H128ZM133 241V242H132ZM163 241V240H162ZM173 241V240H172ZM206 241V240H205ZM209 241H207L208 243H209ZM220 241V240H219ZM244 241V240H243ZM3 242H0V264H38L39 263V260L40 261H44V260H47L48 261V259H47V257L45 256V255H43V256H41L40 257V259L38 260V258H36V259H31V252L33 251H31L30 249H27V247H25V245H24V247H22L21 248V250H20V254L21 255H19V256H21L20 257V259L21 260H17V261H14L13 260V253H12V251H10L9 253L7 252V251H5V248H4V245H2V243ZM49 242V243H50ZM61 242V241H60ZM68 242H69V240H68ZM96 242V241H95ZM174 242H175V240L173 241V243L171 244V245H173L174 244ZM177 242V241H176ZM175 242V243H176ZM180 242V241H179ZM235 243H236V241H234ZM245 242H247V243H245V246H247V247H250L252 250L255 248V246H254V244L253 243H249L247 240L245 241ZM253 242V241H252ZM3 243V244H4ZM11 243V242H10ZM29 243V242H28ZM66 244H67V242H65ZM81 243H82V241H81ZM86 243V242H85ZM181 243H182V241H181ZM180 243V244H181ZM192 243V242H191ZM212 243H214V241L212 242ZM241 243H242V240H241ZM254 243H256V242H254ZM21 244H23L22 242H21ZM25 244H27V242H25ZM36 244V246L38 245L37 243H35ZM72 244V243H71ZM87 244V243H86ZM123 244H124V242H123ZM125 246H128L129 247V245H127V243H126V241H125ZM177 244V243H176ZM202 244V243H201ZM215 244H217V243H215ZM231 244V243H230ZM44 245V244H43ZM48 245V244H47ZM52 245V244H51ZM61 245V244H60ZM137 247H136V246ZM203 245H206V244H203ZM208 245V244H207ZM206 245V246H207ZM212 246H214L213 244H211ZM237 245H238V243H237ZM244 245V244H243ZM29 246V245H28ZM35 246V245H34ZM34 246H32V247H34ZM36 246H35V248H36ZM39 246H41V245H39ZM64 246H66V245H64ZM63 246V247H64ZM123 246V245H122ZM175 246V245H174ZM198 246V245H197ZM210 246V245H209ZM216 246H220L219 244L218 245H216ZM231 246V245H230ZM6 247V246H5ZM38 247V246H37ZM61 247V246H60ZM67 248H68V246H66ZM111 247V246H110ZM170 247V246H169ZM215 247V246H214ZM225 247H227V245L225 246ZM234 247V246H233ZM7 248V247H6ZM30 248H31V244H30ZM43 248V247H42ZM47 248V247H46ZM59 248V247H58ZM124 249H126L125 247H123ZM137 248V249H136ZM174 248V247H173ZM219 248V247H218ZM222 247H220V249H221ZM229 249H230V247H228ZM237 248V247H236ZM34 249V248H33ZM63 249V248H62ZM69 249V248H68ZM175 249V248H174ZM197 249V248H196ZM232 249H234V248H232ZM31 252H30V251ZM50 250V249H49ZM63 250H65V249H63ZM129 250V249H128ZM143 250V249H142ZM142 250H140V251H142ZM170 250V252H171V249H169ZM231 250V249H230ZM35 251V250H34ZM51 251V250H50ZM114 251V250H113ZM124 251H127V249L126 250H124ZM130 251V250H129ZM176 251V250H175ZM197 251V250H196ZM14 252V251H13ZM19 252V251H18ZM36 252H38V250L36 251ZM36 252H34V253H36ZM54 252V251H53ZM116 252V251H115ZM122 252V251H121ZM139 252V251H138ZM143 252V251H142ZM17 253V252H16ZM41 253V252H40ZM51 253V252H50ZM124 253V252H123ZM133 253H135L133 250L131 251V256H133L132 254ZM199 253V252H198ZM126 254H127V252H126ZM143 254V253H142ZM149 254H151V253H149ZM167 254V253H166ZM33 255V254H32ZM35 255V254H34ZM48 255H49V253H48ZM119 255V254H118ZM124 255V254H123ZM139 255V254H138ZM143 255H145V254H143ZM168 255V254H167ZM173 255H174V253H173ZM51 256V255H50ZM54 256V255H53ZM85 256V255H84ZM98 256H100V255H98ZM102 256V255H101ZM106 256V255H105ZM109 256H111V255H109ZM120 256V255H119ZM122 256V255H121ZM126 256V255H125ZM137 256V255H136ZM139 256H141V255H139ZM146 256V255H145ZM189 256H192V255H189ZM32 257H34V256H32ZM36 257V256H35ZM54 258V257H53ZM106 258V260H107V257H105ZM104 257L102 258V259H105ZM112 258V257H111ZM114 258V257H113ZM121 258V257H120ZM125 258V257H124ZM142 258H144V257H142ZM146 258V257H145ZM160 258V257H159ZM159 258H158V260H159ZM163 258V257H162ZM189 258V257H188ZM91 259V258H90ZM101 259V260H102ZM115 259V258H114ZM148 259V258H147ZM50 260H52L53 261V259L51 258ZM98 260V259H97ZM122 260H124V259H122ZM150 259H148V261H149ZM186 260H188V259H186ZM91 261H94L93 259L91 260ZM131 261H132V259H131ZM138 261H139V258H138ZM140 261H142V260H140ZM153 261V260H152ZM175 261H176V259H175ZM181 261V260H180ZM85 262V261H84ZM100 262V261H99ZM125 262H127V261H125ZM130 262V261H129ZM133 262V261H132ZM67 263V262H66ZM108 263H110V262H108ZM137 263H141V262H137ZM42 264H44V263H42ZM47 264H49V263H47ZM61 264V263H60ZM97 264V263H96ZM99 264H101V263H99ZM105 264V263H104ZM128 264V263H127ZM136 264V263H135ZM150 264V263H149ZM153 264V263H152ZM154 264H156V262L154 263ZM171 264V263H170Z\"/></svg>",
	"mask_w": 264,
	"mask_h": 264
}]
</instances>
